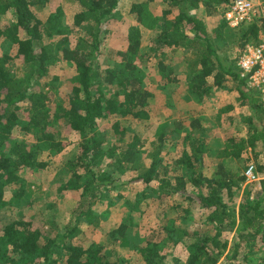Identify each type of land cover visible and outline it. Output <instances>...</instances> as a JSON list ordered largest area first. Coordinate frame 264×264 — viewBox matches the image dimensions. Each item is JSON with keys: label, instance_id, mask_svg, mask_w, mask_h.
I'll list each match as a JSON object with an SVG mask.
<instances>
[{"label": "trees", "instance_id": "16d2710c", "mask_svg": "<svg viewBox=\"0 0 264 264\" xmlns=\"http://www.w3.org/2000/svg\"><path fill=\"white\" fill-rule=\"evenodd\" d=\"M49 1L0 0V213L13 203L27 201L24 191L32 190L33 183L18 171L44 168L47 162L40 159L41 152L53 155L65 148L63 125L70 140L76 142L75 151L64 163L68 179L61 188L80 192L72 209L74 221L65 229L39 212L26 215L18 211L14 220L0 222V264H121L115 249L118 240H132L140 264H182L168 251L179 242L187 251L183 264H264V165L258 166L259 172L255 169L259 180L243 186L245 169L252 162L259 165V157L264 156V109L259 98L248 94L256 91L239 76L236 62L240 51L235 58L220 54L231 30L222 13L232 0H141L131 4L137 23L129 27L123 50H106L108 58L117 59L103 68L99 61L107 38L105 22L117 14L121 0H59L40 18L38 11ZM155 5L160 7L158 14ZM199 9L217 17L210 31L204 18L197 15ZM146 30H152L153 35L142 53ZM231 31L241 39L242 51L248 42L259 39L264 25L256 17ZM181 49H190L193 55L184 83L166 62ZM149 57L160 88L176 86L170 96L202 104L217 92L235 90L253 111L245 118L247 135L228 138L231 149H217L213 174H204L208 148L202 134L203 116L193 117L186 128L182 118L173 120V125L167 122L164 131L149 142V149L139 145L136 136L125 140L127 122L148 120L150 103L157 96L146 87L144 66L139 64ZM55 64L71 71L72 76L66 95L52 99L59 77L50 78L48 69ZM55 99L58 103H53ZM232 109L228 104L218 114ZM107 118H113L111 128L119 144L105 149L99 125ZM191 126L201 133L194 139L190 138ZM182 131L188 149L167 164L161 156L164 140ZM21 132L29 138L17 141L12 137ZM248 149L254 151L255 160L249 158L239 176L226 162L238 159ZM115 157L118 166L136 171L131 181H156L145 195H154L164 211L181 212L180 219L187 225L190 209L197 210L203 218L200 227L181 228L170 219L162 231L154 230L156 233L145 238L128 216L123 219L126 222L106 232L103 241L79 239L78 221L92 215L89 210L102 197V190L115 181L114 174L103 169L104 160L111 158L110 163L115 164ZM7 186L12 191L8 200L4 198ZM227 232L232 235L230 240Z\"/></svg>", "mask_w": 264, "mask_h": 264}, {"label": "rangeland", "instance_id": "374dc122", "mask_svg": "<svg viewBox=\"0 0 264 264\" xmlns=\"http://www.w3.org/2000/svg\"><path fill=\"white\" fill-rule=\"evenodd\" d=\"M59 0H50L45 8L38 11L40 18H44L49 11H52ZM141 0H121L118 6L117 14L105 22V28L107 29L106 39L102 45L103 57L100 59V67L103 68L107 65H112L117 59L116 56L108 58L106 50L120 49L123 50L127 44V32L131 25L136 24L135 12L131 10V4L137 3ZM154 13H160V7L154 6ZM197 15L200 18H204L206 22V29L210 31L217 22V17H209L204 14L203 9L197 11ZM1 23H5V20H1ZM228 42L223 45L221 53L223 56L229 58H235V55L240 51L239 42L241 39L234 33V31L228 30ZM153 35L152 30H146L142 34L141 49L142 53H146V43ZM251 41V40H250ZM190 49L179 50L174 54L169 55L166 59L167 63L171 64V68L174 72L178 73L179 78L182 79V83L185 81L187 64L191 63L193 55L189 54ZM187 52V53H186ZM139 62V61H138ZM139 64L144 66L145 71V84L146 87L153 92L156 98H153L149 110V119L146 121L133 120L127 122L129 126L126 127L125 140L136 136L140 141L139 145H144L145 149H149V142L155 140L160 131H164L166 123L170 125L174 124L175 119H183V127L189 125L191 119L197 116H203L202 124L204 126V133L206 137V144L208 151L204 156L205 169L204 174L209 176L214 173L216 166L213 163L217 149L225 146L227 149L231 147L227 146V139L231 137H245L247 135V122L245 118L249 113H253L248 109V105L244 103L243 99L239 98V93L235 90L217 92L216 96H211L202 104H195L194 101L189 99L179 100L178 97L170 96L172 88L164 87L160 88V78L154 74L153 60L144 59ZM146 67V68H145ZM49 77L57 75L59 77L57 94L51 96L53 98H63L71 87V71H65L58 64L51 65L48 69ZM181 84V83H180ZM175 90V89H174ZM179 90V89H178ZM176 90V91H178ZM180 95L182 92L179 93ZM249 95L253 98L258 99L256 92L248 91ZM181 97V96H179ZM175 98V99H174ZM58 103V99L53 100V103ZM228 104L233 105V109L226 113L218 114L220 108L227 106ZM185 110V112H184ZM113 118H107L101 120L99 130L101 136L104 139V148H111L113 145L119 144L116 142V137L112 132ZM191 128L190 138L194 139L201 133L197 130L198 128ZM62 137L61 140L65 144V148L59 150L56 154H50L49 151H44L39 154L40 159L47 162L44 168H40L37 171L24 168L18 171V175L24 178L25 181L33 183L31 185V191H24L27 194V201L22 200L18 204L13 203L10 206L2 208L0 216V222L6 223L17 218L18 211L28 214V212L36 213L39 212L45 217H50L59 224L62 229L74 221L72 209L78 199L79 190H68L66 187L61 188L66 184L68 179V173L64 170V163L68 160L75 151L73 144L76 142L75 139L70 140L67 135V126H62ZM183 134L169 135L165 138V143L162 148L161 156L163 161L167 164H171L183 150H187L183 142ZM12 137L19 141L21 138H29L24 132L14 133ZM31 139V138H30ZM141 148V147H139ZM151 148V147H150ZM250 149V148H249ZM246 150L238 159L228 160L226 163L228 167L236 172L239 176L243 173L247 166L249 158L254 159L253 150ZM117 151V150H116ZM144 156L145 154L142 153ZM143 158V157H141ZM247 158V160H246ZM261 160L252 162L257 171L259 172L258 166L264 165V156L259 157ZM115 164H111V158H106L104 170L112 172L114 175V183L109 185L107 188L102 190V197L97 198L94 206L89 210L91 216L84 220L80 219L78 222L79 239L83 241L93 240L96 242L103 241L106 238V232L116 227L121 222H126L124 218H132L133 224H135L138 233L150 238L152 233L162 231V225L168 220H174V226L185 227H200L202 223V216L195 209H190L191 214L187 215L189 218L188 224L182 222L180 217L181 212L178 211H164L161 202L154 195H145L150 192V186H154L156 181L152 180L148 183H143L141 180H133L136 176V171L129 167H120L117 164L116 159L113 158ZM122 163V161L120 162ZM174 163V162H173ZM250 163V162H249ZM127 165V164H126ZM123 166V165H122ZM264 167V166H263ZM186 174V173H184ZM259 175V173H257ZM264 175V174H263ZM260 176V175H259ZM261 177V176H260ZM245 181L243 182V186ZM246 184V183H245ZM34 185L37 187H34ZM60 188V189H59ZM189 189V188H188ZM4 198L10 199L12 196L11 189L7 186L4 191ZM145 195V196H142ZM136 199L140 200L139 202ZM185 204V203H184ZM132 206L139 207L138 209L132 208ZM163 211L165 214H163ZM126 216V217H125ZM162 219H165L164 221ZM167 220V221H166ZM204 228V227H203ZM156 232H153V231ZM226 237L230 238V233L225 234ZM162 236H164L162 234ZM151 239L158 238L153 237ZM141 243V242H140ZM134 245V246H133ZM230 243H228V246ZM112 248V247H111ZM116 252L118 253V261L121 264H140L138 261L139 254L136 253L135 244L131 241L120 242L118 240L115 245ZM112 250H114L112 248ZM162 249V252H165ZM169 254H174L179 259L180 263H184L187 257V251L183 244L180 242L176 246H170L168 249ZM228 253V249L224 251V255ZM115 259V256L111 257ZM222 262V261H221ZM228 262V261H227ZM222 264H227L222 262Z\"/></svg>", "mask_w": 264, "mask_h": 264}, {"label": "built area", "instance_id": "2783aa9c", "mask_svg": "<svg viewBox=\"0 0 264 264\" xmlns=\"http://www.w3.org/2000/svg\"><path fill=\"white\" fill-rule=\"evenodd\" d=\"M227 26L233 30L254 18L261 19L264 25V0H232L222 13ZM239 76L256 91L264 109V33L255 42H248L236 62ZM255 166L250 164L244 171L245 183L259 180Z\"/></svg>", "mask_w": 264, "mask_h": 264}, {"label": "clouds", "instance_id": "9594fccd", "mask_svg": "<svg viewBox=\"0 0 264 264\" xmlns=\"http://www.w3.org/2000/svg\"><path fill=\"white\" fill-rule=\"evenodd\" d=\"M248 184V183H247Z\"/></svg>", "mask_w": 264, "mask_h": 264}]
</instances>
